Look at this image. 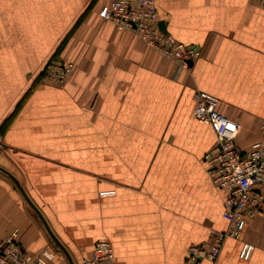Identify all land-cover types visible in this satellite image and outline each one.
Instances as JSON below:
<instances>
[{
    "label": "crops",
    "instance_id": "0c3cea01",
    "mask_svg": "<svg viewBox=\"0 0 264 264\" xmlns=\"http://www.w3.org/2000/svg\"><path fill=\"white\" fill-rule=\"evenodd\" d=\"M107 2L0 0V167L76 264L101 239L117 264H186L190 245L226 227L225 192L204 161L216 137L194 118L193 95L218 98L239 124L240 147L259 138L264 2L156 0L166 33L200 49L184 69L102 19ZM53 56L72 61V74L63 86L34 85ZM6 172L0 239L17 229L28 251L54 247ZM259 190L260 210L240 237L198 264H264V183Z\"/></svg>",
    "mask_w": 264,
    "mask_h": 264
},
{
    "label": "built area",
    "instance_id": "2783aa9c",
    "mask_svg": "<svg viewBox=\"0 0 264 264\" xmlns=\"http://www.w3.org/2000/svg\"><path fill=\"white\" fill-rule=\"evenodd\" d=\"M264 2V0H262ZM99 16L111 22L119 32L138 36L149 48L172 60L180 69L188 68L200 55L193 44H183L159 28L156 0H108L98 10ZM75 68L71 61L49 60L44 66L45 81L63 86ZM194 118L209 125L215 133V143L204 154L212 183L225 192L222 217L226 227L210 228L207 239L187 248L186 264L203 260L213 262L226 238H239L248 220L260 210L264 183V120L259 126V138L248 148L237 144L239 124L219 110V100L212 94L197 90L193 95ZM17 230L0 239V264H54L55 253L49 247L31 252L17 241ZM250 245L244 244L241 256L246 257ZM63 264V263H58ZM80 264H117L109 241L97 240Z\"/></svg>",
    "mask_w": 264,
    "mask_h": 264
},
{
    "label": "water",
    "instance_id": "95a60500",
    "mask_svg": "<svg viewBox=\"0 0 264 264\" xmlns=\"http://www.w3.org/2000/svg\"><path fill=\"white\" fill-rule=\"evenodd\" d=\"M158 26L160 29H162L163 31H165V27H164V23L162 21H159ZM189 64H191V62H189ZM0 170L3 172H6L4 169H2L0 167ZM7 173V172H6ZM8 174V173H7ZM9 175V174H8ZM10 176V175H9ZM12 180H14V182L16 183V185L18 186L19 190L21 191L24 199L26 200V202L31 206V208L36 212V214L38 215V217L40 218V220L42 221L46 231L48 232L50 238L52 239V241L54 242V244L59 248V250L65 255L68 264H74L73 259L70 257V255L68 254L67 250L65 249V247L62 245V243L58 240V238L53 234L52 230L49 228L45 218L42 216L41 212L38 210V208L31 202V200L29 199V197L27 196V194L23 191V189L21 188V186L18 184V182L12 177Z\"/></svg>",
    "mask_w": 264,
    "mask_h": 264
},
{
    "label": "rangeland",
    "instance_id": "374dc122",
    "mask_svg": "<svg viewBox=\"0 0 264 264\" xmlns=\"http://www.w3.org/2000/svg\"><path fill=\"white\" fill-rule=\"evenodd\" d=\"M54 59H59V58H55L54 56L52 57V58H50L49 60H54ZM48 60V61H49ZM72 62V61H71ZM43 70H44V67H43V69H42V71L40 72V76H38V79H37V81L36 82H34V85L35 84H41V83H49V84H52V83H50V82H47V81H45V78H44V72H43ZM74 70V69H73ZM73 72V71H72ZM54 85V84H53ZM1 148H2V144H1V142H0V150H1ZM15 230V229H14ZM17 230V229H16ZM13 231V230H12ZM17 233H18V230H17ZM9 234V233H8ZM4 238V237H3ZM17 241H18V243L20 244V242H19V240H18V234H17ZM52 244L54 245V247L52 248L51 246H45V247H49L51 250H53L54 251V253H55V250H57V249H59L55 244H54V242L52 241ZM21 246H22V244H20ZM23 247V246H22ZM45 247H43V248H45ZM43 248H41L40 250H42ZM55 249V250H54ZM39 251V250H38ZM61 252V251H60ZM60 254H62V253H60ZM62 256L63 257H60V258H62V260L64 261L63 263L64 264H68V262H67V259H66V257L62 254ZM73 259V258H72ZM81 261V260H80ZM73 262H74V260H73ZM77 262V261H76ZM74 264H76L75 262H74ZM80 264V263H79Z\"/></svg>",
    "mask_w": 264,
    "mask_h": 264
}]
</instances>
